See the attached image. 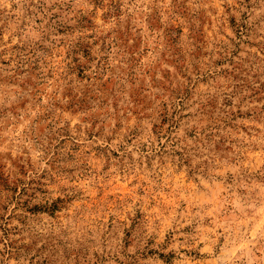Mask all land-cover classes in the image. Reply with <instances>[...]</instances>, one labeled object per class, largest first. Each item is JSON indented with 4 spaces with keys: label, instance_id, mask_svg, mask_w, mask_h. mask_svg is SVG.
Here are the masks:
<instances>
[{
    "label": "rangeland",
    "instance_id": "obj_1",
    "mask_svg": "<svg viewBox=\"0 0 264 264\" xmlns=\"http://www.w3.org/2000/svg\"><path fill=\"white\" fill-rule=\"evenodd\" d=\"M0 264H264V0H0Z\"/></svg>",
    "mask_w": 264,
    "mask_h": 264
}]
</instances>
